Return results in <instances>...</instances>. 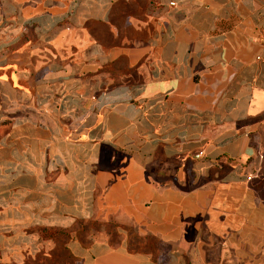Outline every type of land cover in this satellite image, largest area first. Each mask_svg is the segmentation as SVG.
I'll list each match as a JSON object with an SVG mask.
<instances>
[{
	"label": "crops",
	"instance_id": "0c3cea01",
	"mask_svg": "<svg viewBox=\"0 0 264 264\" xmlns=\"http://www.w3.org/2000/svg\"><path fill=\"white\" fill-rule=\"evenodd\" d=\"M263 152L264 0H0V262L264 264Z\"/></svg>",
	"mask_w": 264,
	"mask_h": 264
},
{
	"label": "rangeland",
	"instance_id": "374dc122",
	"mask_svg": "<svg viewBox=\"0 0 264 264\" xmlns=\"http://www.w3.org/2000/svg\"><path fill=\"white\" fill-rule=\"evenodd\" d=\"M256 174L258 175V179L256 180V183H255V186L258 190V193L261 197L264 198V180L263 179V175H264V152L262 153V156L260 157V167L259 168H256ZM108 228H109V225H108ZM113 241L116 240V235H114L113 233ZM136 243H141V241H133L132 244H134L133 247H131L130 250H136L138 249L139 247H136L135 244ZM0 264H6V263H2L0 262Z\"/></svg>",
	"mask_w": 264,
	"mask_h": 264
},
{
	"label": "trees",
	"instance_id": "16d2710c",
	"mask_svg": "<svg viewBox=\"0 0 264 264\" xmlns=\"http://www.w3.org/2000/svg\"><path fill=\"white\" fill-rule=\"evenodd\" d=\"M46 235H52V234H55L54 232H47L45 233Z\"/></svg>",
	"mask_w": 264,
	"mask_h": 264
},
{
	"label": "built area",
	"instance_id": "2783aa9c",
	"mask_svg": "<svg viewBox=\"0 0 264 264\" xmlns=\"http://www.w3.org/2000/svg\"><path fill=\"white\" fill-rule=\"evenodd\" d=\"M174 3V1H169V4H173ZM246 177H249V176H246Z\"/></svg>",
	"mask_w": 264,
	"mask_h": 264
}]
</instances>
